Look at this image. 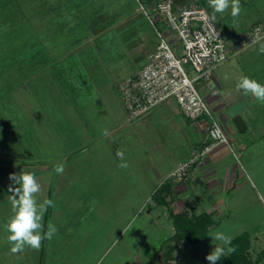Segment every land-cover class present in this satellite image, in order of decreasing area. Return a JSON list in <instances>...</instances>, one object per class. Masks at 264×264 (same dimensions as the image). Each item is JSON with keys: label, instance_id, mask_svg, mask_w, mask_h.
<instances>
[{"label": "crops", "instance_id": "1", "mask_svg": "<svg viewBox=\"0 0 264 264\" xmlns=\"http://www.w3.org/2000/svg\"><path fill=\"white\" fill-rule=\"evenodd\" d=\"M56 2L48 4L52 21L45 16L40 21L41 28L51 29L49 34L47 31L37 37L43 47L55 50L54 60L25 77L27 80L23 78L20 87L5 93L3 136L0 133L1 172H34L42 189H46V196L39 200L54 202L43 217L44 230L49 221L61 219L55 202L60 201L62 189L66 191L64 198L69 195L67 199L73 204L78 197L71 196L67 189L78 187L83 190L87 209H95L84 219L106 221L116 216L120 221L115 226L121 233L127 220L147 210L154 234L166 235L162 248L154 255L156 262L208 264L205 257L215 245L207 235L219 229L231 237L230 246L235 248V252L221 258V264H264V104L236 88L242 75L264 84V54L259 52L264 38L231 57L227 65L218 66L205 88V99L213 109L222 108L220 116L230 143L213 147L186 176L172 177L170 174L182 162L210 142L206 123L186 118L174 99L140 118L129 119L118 91L119 83L142 67L155 48L153 28L150 34L142 30L132 45L124 42L125 54L129 53L132 63L127 71H118L106 65L101 51L103 41H98L104 34L103 26L108 24L89 34L92 37L87 42L88 37L76 34L85 22L74 23L71 6L64 9V2ZM175 2L185 4L182 0ZM37 6L44 14V2ZM63 18L72 28L67 32L60 29L66 26ZM261 18L264 0H241L238 17L233 18L229 8L217 14L216 23L225 35L233 36ZM121 20L119 23L117 19L120 26L116 28L131 22L124 16ZM171 40L174 45L178 43L175 38ZM110 52L107 59L113 58ZM225 75L230 78L225 80ZM84 78L86 81H82ZM72 82L77 87L67 86ZM229 111L243 118L241 129ZM105 130L110 135L105 136ZM14 131H18L19 140ZM234 150L241 160L235 159ZM118 151L124 152L128 168L118 167ZM58 164L64 165L62 173L55 171ZM254 169L261 174L256 175ZM256 176L261 181L257 182ZM4 177L0 187L5 189V211H11L12 193L8 189L15 185L9 176ZM3 214L8 220L11 212ZM68 220L64 241L72 247L78 242V219L69 213ZM58 232L51 241L44 240L39 251L35 250L39 262L48 258V264H59L54 255L62 248L60 239L55 238ZM10 248L9 243H2L0 253H11ZM45 251L52 255L43 257ZM159 253H164L165 259L158 257ZM1 258L5 264L11 263L7 254ZM137 262L147 261L140 256Z\"/></svg>", "mask_w": 264, "mask_h": 264}, {"label": "rangeland", "instance_id": "2", "mask_svg": "<svg viewBox=\"0 0 264 264\" xmlns=\"http://www.w3.org/2000/svg\"><path fill=\"white\" fill-rule=\"evenodd\" d=\"M57 1L62 3L65 0ZM72 1L73 0H67L61 6L64 9L69 5L71 6V11L73 9V14L71 13V15H73L72 20L74 21V23H77L79 25L82 20H84V22L86 21L84 23V28H78L76 30V34L78 33L77 35H80L81 37H88V42V40L92 37L89 34L94 33L95 30L99 29L98 27L100 25L102 26L108 24L106 28H104L103 26L102 32H104V34L99 36L100 38L98 39L99 42L103 41L104 46L107 45V47H104L102 45L104 49L102 48L101 50L103 56L105 57L104 59L106 60V65L118 71H127L128 66L131 65L130 63H132V57L127 52V54H125L124 48L127 45H124V42H126V44L128 45H132L133 43H135L137 37L140 35L139 33L142 30H146V33L148 34L152 32V26L148 23L143 12L137 9V5L132 0H109L112 2L108 1L107 3H105L107 4V6H105L104 4L103 7H101V0H92L91 2H87V0H74L75 3H72ZM182 1H184V3L187 2V0ZM198 1L199 0H188V3H198ZM202 1L204 2L203 6L206 7L210 13H212V9L208 5V0ZM42 2H44L45 4L44 14L41 10V7L39 8L37 6V4H42ZM42 2H40V0H0L1 134L4 131V119L2 117L5 112V107L3 104V101H5V93L12 91L13 87H20L22 85L23 78L32 75L38 70H42L44 67H46L45 65L47 63L54 60V58L52 60V57L54 56L55 50H53L52 46L49 45L47 46H49L48 48L52 52H50L48 48H46V46L43 47L41 41L39 40L40 38L37 37H40L47 31V33L49 34L51 29L49 28V30L48 28H41L42 23L40 21H42L41 19H43V16L49 19V22L52 21V13L48 12L49 5L57 2L56 0H42ZM83 6L86 10H84ZM102 13L103 15L106 14V18L103 19L101 17ZM107 15L110 17H108ZM123 16L125 20H130L131 22L129 23L127 21L128 25H126L124 28H116L117 25H119L117 23V19L120 23ZM90 18L93 20L95 19L96 21H94L93 23ZM63 19L65 20L64 23L68 28L65 26L60 29L62 30V32H67L72 28L69 27V24L67 23L68 20L66 18ZM48 36L50 37L51 34ZM181 47L182 46H179L178 48L174 47V52L177 56H181L183 54V48ZM29 50L31 51L29 52ZM107 51H111L110 53L113 56L112 59L106 58L108 56ZM225 64L224 67L227 65ZM183 65L190 78H194L197 75V72L193 68L189 67L187 64ZM75 74L73 76V79L75 78ZM73 79L70 78L69 81ZM82 81H86V79L84 78ZM208 82L209 81H205L204 79H199L194 82L195 86L204 97L205 93L207 92L205 88L207 85H209ZM75 85L76 83L73 82L72 84H70V86L67 83L68 87H77ZM225 89L227 88L225 87ZM208 104L212 108L215 116L223 125L224 123L222 122L220 116L222 108L219 107L214 110L209 102ZM18 116L19 115H15V117ZM17 132L18 131H14L13 134L14 136H17V140H19ZM227 138L229 142L230 140L228 135ZM220 145L228 144L222 143ZM1 152L3 151H0V153ZM7 155H9L8 151ZM233 155L237 161H239V159L241 160V157L237 151L234 150ZM254 171L256 175L261 174V172H256V169H254ZM0 174L2 176V179H0L1 184V182L5 178L4 175L6 174L8 177L10 175V172H1L0 170ZM256 181H261V178L259 179L256 176ZM4 190L5 189L0 187V197H3L5 195ZM67 192L69 194L72 193L71 196L73 197H78L77 202L74 200L73 204L70 203L67 199L69 195L67 196V198H64V194H66V191L62 189L60 201L55 202V210L57 213L59 211L58 214H60L61 219L59 221H49L55 224L56 228L59 230L55 238L58 237L60 239L62 248L59 249V252H55L54 254L55 256H57V262H59V264H138L137 257L140 256L144 257V259L147 261L146 264H164L163 260L162 262H156L154 255L156 254L158 249L162 248L164 240L166 239V235L164 236L163 234H159V236H156L154 234V226L149 223L150 220L149 216L146 213L147 210L141 212L140 214L138 213L137 215L133 216L132 219L127 220V227L121 233V230L115 226V224L120 221V219L116 216H114V219H109L106 221L102 220L101 218H94L92 220L86 221L84 217H86V215L90 214L91 212H94L95 209H87L84 203L85 197L83 196L84 194H82L83 190L78 187H71V189H67ZM42 196H46V189H42L41 193L38 196V199H41ZM2 199L3 201L0 202V245L2 243L8 244L7 233L5 231V224L7 220L3 218V216H5L3 213L6 212V214H8V212H11L8 211V208L5 211L4 197ZM65 199L67 200L65 201ZM69 213H72L73 217L78 219L77 221H75V229L77 230L78 242L75 246L72 247H69L67 245L68 243L64 241V238L67 240L68 235ZM152 218L154 217L152 216ZM152 222L158 224V222L154 221L153 219ZM88 227L90 228L89 233L85 235V231ZM52 242L54 243V241ZM26 249H28V247H26ZM6 254L10 257L11 263L9 264H48V258H43L39 262L37 252L31 248L28 251H22L21 253L16 255H12L10 252L0 253V264H5V262L2 261L1 257ZM48 254L52 255L51 252L45 251L43 253V257ZM160 255L162 256V259H165L166 256L164 255V253H159L158 257ZM51 264H53V262H51Z\"/></svg>", "mask_w": 264, "mask_h": 264}, {"label": "built area", "instance_id": "3", "mask_svg": "<svg viewBox=\"0 0 264 264\" xmlns=\"http://www.w3.org/2000/svg\"><path fill=\"white\" fill-rule=\"evenodd\" d=\"M157 37L155 48L146 63L125 77L118 85L120 100L129 119L146 115L158 105L174 99L181 112L191 121L206 123L210 142L197 149L171 174L184 177L216 145L229 143L226 131L194 82L208 81L218 66L264 38V18L250 27L227 36L215 22H209V10L201 4H177L174 0H135ZM172 38L178 42L172 43ZM182 46L177 56L174 47ZM197 75L190 78L184 65ZM218 128L220 136L214 137Z\"/></svg>", "mask_w": 264, "mask_h": 264}, {"label": "clouds", "instance_id": "4", "mask_svg": "<svg viewBox=\"0 0 264 264\" xmlns=\"http://www.w3.org/2000/svg\"><path fill=\"white\" fill-rule=\"evenodd\" d=\"M208 5L212 9L211 15L207 17L209 22H215L217 14H223L229 8L233 18L238 17L241 12V0H208ZM259 52L264 54V46L259 49ZM229 78L228 75L224 76L225 80ZM236 88L238 91L242 90L244 95H251L257 102L264 104V84L242 75L236 83ZM104 135L108 136L110 133L105 130ZM212 135L220 136V130L214 129ZM116 155L121 161L118 167L128 168L124 152L118 151ZM63 170V164L55 167L57 173H62ZM9 179L15 185V187L10 185L8 189L12 193L9 195L11 215L5 224L7 241L11 245L10 251L12 254H17L24 251L26 247L39 251L42 242L51 241L58 231L52 222L47 224L46 231L43 224V217L49 207H54V202L51 199L43 201L38 199L42 186L34 172L21 170L19 173H11ZM207 236L215 245L210 254L205 257L208 264H218L222 257L235 252V248L230 246L231 237L226 232L217 229L210 231Z\"/></svg>", "mask_w": 264, "mask_h": 264}, {"label": "trees", "instance_id": "5", "mask_svg": "<svg viewBox=\"0 0 264 264\" xmlns=\"http://www.w3.org/2000/svg\"><path fill=\"white\" fill-rule=\"evenodd\" d=\"M92 0H87V2H91ZM109 0H107V1H105V0H101L100 1V3H101V7H103V5L105 4V3H107ZM113 1V0H112ZM112 1H109V2H112ZM132 1H134V3L136 4V2H135V0H132ZM144 2H150L151 0H143ZM72 3H75L74 2V0L72 1ZM198 4H201V5H204V2L202 1V0H199L198 1ZM76 5V4H75ZM99 5V4H98ZM137 5V4H136ZM77 6V5H76ZM105 6H107V4H105ZM79 7V6H78ZM84 7V6H83ZM82 9V8H81ZM84 10H86L85 9V7H84ZM112 14H114V13H112ZM112 14H109V15H112ZM108 16V15H107ZM101 17L104 19V18H106V14L105 15H103V13L101 14ZM108 17H110V16H108ZM91 19V18H90ZM97 19V18H96ZM92 20V22L94 23V21H96L95 19L93 20V19H91ZM82 21H84V20H82ZM86 22V21H85ZM218 264H221V261L220 262H218Z\"/></svg>", "mask_w": 264, "mask_h": 264}, {"label": "water", "instance_id": "6", "mask_svg": "<svg viewBox=\"0 0 264 264\" xmlns=\"http://www.w3.org/2000/svg\"><path fill=\"white\" fill-rule=\"evenodd\" d=\"M229 113L231 114V111H229ZM232 119L236 123V125L241 129L242 125H244L243 118L239 114H234L232 115Z\"/></svg>", "mask_w": 264, "mask_h": 264}]
</instances>
